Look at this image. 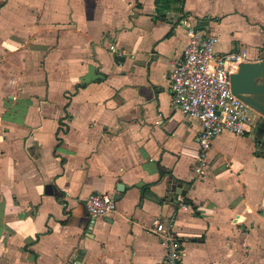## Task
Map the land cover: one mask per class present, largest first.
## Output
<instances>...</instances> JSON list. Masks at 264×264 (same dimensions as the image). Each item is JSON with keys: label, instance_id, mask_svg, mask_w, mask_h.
Listing matches in <instances>:
<instances>
[{"label": "crops", "instance_id": "crops-1", "mask_svg": "<svg viewBox=\"0 0 264 264\" xmlns=\"http://www.w3.org/2000/svg\"><path fill=\"white\" fill-rule=\"evenodd\" d=\"M196 20L264 60V0H0V264H164L158 220L183 264H264V117L196 179L201 124L171 103Z\"/></svg>", "mask_w": 264, "mask_h": 264}, {"label": "built area", "instance_id": "built-area-1", "mask_svg": "<svg viewBox=\"0 0 264 264\" xmlns=\"http://www.w3.org/2000/svg\"><path fill=\"white\" fill-rule=\"evenodd\" d=\"M188 41L182 58L169 73L171 103L190 118L200 121L198 162L194 167L196 179H201L207 164V152L215 137L224 130L244 134L253 130L260 113L238 97L231 89L230 74L246 60L245 50L216 51L218 37L193 26L187 28ZM109 49L118 57L124 53L111 44ZM250 110L254 114H250ZM181 201V197L177 196ZM182 206L187 209L186 204ZM91 219L110 216L116 211V199L111 194L92 192L85 199ZM168 221V222H167ZM156 221L155 232L165 244L164 264H183L184 250L172 223Z\"/></svg>", "mask_w": 264, "mask_h": 264}, {"label": "water", "instance_id": "water-1", "mask_svg": "<svg viewBox=\"0 0 264 264\" xmlns=\"http://www.w3.org/2000/svg\"><path fill=\"white\" fill-rule=\"evenodd\" d=\"M204 21L196 20L195 28L204 29ZM232 91L264 117V60L240 62L236 71L230 74ZM259 132V130L257 131ZM189 184L183 189H175L176 196L185 195ZM185 188V189H184ZM122 184H117L114 198L122 192Z\"/></svg>", "mask_w": 264, "mask_h": 264}, {"label": "rangeland", "instance_id": "rangeland-1", "mask_svg": "<svg viewBox=\"0 0 264 264\" xmlns=\"http://www.w3.org/2000/svg\"><path fill=\"white\" fill-rule=\"evenodd\" d=\"M249 112H250V114H251V115H253V114H254V111H253V110H250Z\"/></svg>", "mask_w": 264, "mask_h": 264}]
</instances>
